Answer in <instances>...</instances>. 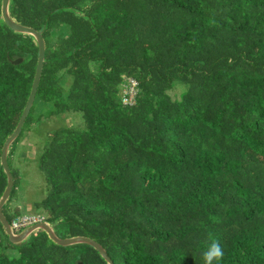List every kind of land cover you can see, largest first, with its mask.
<instances>
[{
  "label": "trees",
  "instance_id": "16d2710c",
  "mask_svg": "<svg viewBox=\"0 0 264 264\" xmlns=\"http://www.w3.org/2000/svg\"><path fill=\"white\" fill-rule=\"evenodd\" d=\"M8 11L45 44L7 152L9 224L21 183L33 189L20 166L33 164L47 196L37 214L113 264H204L213 241L220 264H264V0H10ZM37 57L0 16V155ZM126 78L138 82L130 102ZM6 185L0 165V197ZM78 262L107 264L41 231L15 246L0 223V264Z\"/></svg>",
  "mask_w": 264,
  "mask_h": 264
},
{
  "label": "water",
  "instance_id": "95a60500",
  "mask_svg": "<svg viewBox=\"0 0 264 264\" xmlns=\"http://www.w3.org/2000/svg\"><path fill=\"white\" fill-rule=\"evenodd\" d=\"M9 2L10 0H1V8H0V13H1V18L3 23L11 29L12 31L16 33H22L26 35H30L34 38L37 48H38V57H37V64H36V69H35V74L33 78V83L31 86V91L28 97V100L26 102V105L22 111V114L20 116V119L18 121V124L13 131V133L5 140L2 148H1V155H0V165L2 166V169L4 173L7 176V185L6 188L0 197V223L3 227L4 233L7 235L9 241L11 244H20L24 242L30 235H32L35 232L42 231L44 232L47 237L49 238L50 241H52L54 244L67 247V246H72L76 244H86L91 247H93L103 258V260L107 264H113L112 260L110 257L107 255L106 251L103 249V247L100 246L97 242L94 240H91L87 237H71V238H65L61 239L59 238L53 231V228L48 225L47 223H40L37 225H33L24 231H22L19 234H15L9 223L7 222L6 218L4 217L2 213V207L8 200L11 190L13 188V177L9 171L8 165H7V152L9 147L11 146L12 142L18 137L21 128L24 124V121L28 115V112L32 106V103L34 101L35 93L40 81L41 73H42V67H43V61H44V51H45V44L44 40L42 38V35L40 32L30 28L23 26L17 22H15L13 19L10 18L9 13H8V8H9ZM21 62V59H17L14 61V64H19ZM77 264H83L82 262H78Z\"/></svg>",
  "mask_w": 264,
  "mask_h": 264
},
{
  "label": "rangeland",
  "instance_id": "374dc122",
  "mask_svg": "<svg viewBox=\"0 0 264 264\" xmlns=\"http://www.w3.org/2000/svg\"><path fill=\"white\" fill-rule=\"evenodd\" d=\"M183 88V84H180L179 86L175 87V89L173 91H178L180 92L178 89ZM174 93V92H173ZM67 117L63 116L61 117V119H66ZM68 121V120H67ZM45 128V126H44ZM17 162L21 163L20 159L17 160L15 159ZM22 166H20V174L22 175V178H24V180L26 182H29L33 189L27 190L25 188H23L22 183H21V190L18 192L17 194V198L15 200L12 201V210L14 209H18L20 210V214L18 216H22V215H29V214H35V213H42L43 212V207H41L43 201L46 200L47 196L45 192V189L43 190V184L44 183V179H43V175L40 172L39 168L37 165H28L27 168H21ZM32 179H34L35 181H33ZM40 187V190H39ZM21 192V193H20ZM26 192V194H24ZM32 201H37V203H40L36 208H34V205H36L37 203L31 205L30 203ZM27 207V208H25ZM50 226L55 230V227L53 224H50ZM42 232V231H41ZM15 246H18L20 244H13Z\"/></svg>",
  "mask_w": 264,
  "mask_h": 264
},
{
  "label": "clouds",
  "instance_id": "9594fccd",
  "mask_svg": "<svg viewBox=\"0 0 264 264\" xmlns=\"http://www.w3.org/2000/svg\"><path fill=\"white\" fill-rule=\"evenodd\" d=\"M9 3H10V2H9ZM0 8H1V1H0ZM8 10H9V8H8ZM8 13H9V11H8ZM0 16H1V13H0ZM1 19H2V18H1ZM127 79H132V80H134V81L137 83V86H136V93H135V95H134V98H135L136 95H137V93H138V82H137L135 79H133V78H126V79H125V84H127V83H126V82H127ZM44 193H45V192H44ZM31 202H32V203H30L31 205L37 203V201L35 202V201H32V200H31ZM27 216H37V217L41 218V221H40V222H38V223H36V224H33V225H37V224H40V223H47L48 225H50L48 222H46V220H44V216H40V215H38L37 213H35V214H29V215L17 216L16 218L27 217ZM16 218H14V219H16ZM14 219H13V220H14ZM13 220H12V222H13ZM12 222L9 224L10 227H11ZM33 225H29V226H27V227H23V228L18 229V230L13 229L12 227H11V229H12V231H13L15 234H19V233H21L22 231H24L25 229H27V228H29V227H31V226H33ZM53 231H54V230H53ZM38 232H40V231H38ZM35 233H36V232H35ZM33 234H34V233H33ZM223 256H224V251H223V249H222L220 243H219L218 241H213V242L210 244L208 250L205 251V252L203 253L204 264H220V261L223 259Z\"/></svg>",
  "mask_w": 264,
  "mask_h": 264
},
{
  "label": "built area",
  "instance_id": "2783aa9c",
  "mask_svg": "<svg viewBox=\"0 0 264 264\" xmlns=\"http://www.w3.org/2000/svg\"><path fill=\"white\" fill-rule=\"evenodd\" d=\"M124 95L127 96V101H132L136 93L137 83L132 79H127ZM129 101V102H130ZM41 221V218L37 216L20 217L13 220L11 227L15 230L27 227L29 225L36 224Z\"/></svg>",
  "mask_w": 264,
  "mask_h": 264
}]
</instances>
